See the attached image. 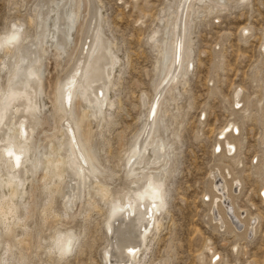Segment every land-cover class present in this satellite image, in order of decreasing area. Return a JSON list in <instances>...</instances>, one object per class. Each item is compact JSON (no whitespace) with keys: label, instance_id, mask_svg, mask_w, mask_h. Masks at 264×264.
Wrapping results in <instances>:
<instances>
[{"label":"rangeland","instance_id":"374dc122","mask_svg":"<svg viewBox=\"0 0 264 264\" xmlns=\"http://www.w3.org/2000/svg\"><path fill=\"white\" fill-rule=\"evenodd\" d=\"M39 1L0 0V33L5 27H9L11 22L18 21L26 25L24 29L28 35H31L32 27L28 25L27 20L33 14L34 5ZM93 1L104 18L102 25L105 35L114 41L124 58V67L120 69L124 75L121 76L120 72L119 83H121L117 86L115 93L113 92L120 103L118 107L116 106L112 124L103 129V135L99 140L100 157L104 164L119 170L107 182L122 187L124 170L121 165V155L124 154L126 142L138 127L141 112L148 106L146 103V106L142 108L140 95L144 93L147 100L153 96L151 79L155 53L147 43V34L156 25V19L166 0ZM44 3L50 5L48 0ZM137 4L139 7H136ZM250 4L251 7H240L238 0H226V9L205 7L200 17L194 21L191 30L194 67L186 75L184 87L181 85L179 87L181 95L178 98V106L180 108L176 114L168 113L172 129L176 130L178 135L173 172L167 179L170 195L167 205L168 215H163L164 219L157 236L146 242L148 251L145 264H173V262L201 264L200 254L204 241L211 239V236H218L214 222H208L209 200L204 199L206 185L210 178L208 174L214 165L227 167L232 176L244 181L247 191L241 196L239 188L235 204L244 212V217L250 219V222L252 221V224L254 222L256 226L255 233L245 239L237 233L225 230L224 235L218 239L217 250L222 256L233 257L232 264H264V199L259 195V191L264 190L261 188L264 181L261 180L260 175L264 168L260 166L253 174L252 161L248 159L244 171L238 173L236 169L240 158L239 147L235 157H223L214 152L216 149L214 144L222 139L218 138L219 132L232 118L235 99L233 88H243L246 108H260V99L264 95L259 86L260 73L264 69V61L261 59L264 55L261 54V46H259L264 8L261 7L260 0H250ZM141 17L146 20V23L137 24L136 21ZM250 24L255 26L254 35H242L241 29H246ZM219 55L220 63L217 62ZM48 57L49 59L44 62L50 61V64L41 65L45 92L49 91L53 78L69 64V59L66 57L61 59L60 65L55 66L54 57L52 58L51 54ZM3 73L4 71H0V80ZM253 77L256 85L253 89H249L247 85L251 83ZM210 78L216 82L215 94L211 83H208ZM47 79H50L49 85ZM42 100L45 102L44 110L47 112L43 130L51 133L53 122L51 117H48V99L42 97ZM201 109L206 112V118L203 121L200 119ZM245 123L247 136H241V140L248 139L255 144L260 136L255 110H252L250 118L242 119V127ZM57 126L56 121L55 127ZM42 135L41 133L40 136ZM25 187L29 190L28 183ZM40 190L39 186L33 191L36 208L32 205L33 213L31 212L25 222L28 228L27 246L23 245L25 248L17 246L19 251L15 249L14 254L22 250L21 255L24 254L26 257L32 244L41 243L48 246L54 229L69 227L77 230L79 234L86 233V241L80 246L77 254L71 257V264H106L101 259L102 251L110 240L104 227L105 220L108 218L107 210L110 200L107 204L98 205L97 210H90L85 205L89 211L88 215L85 212L83 217L79 214L74 218H64L61 199L56 194L54 197L56 214L61 219L54 221L49 216L48 218L52 221L48 223L49 220L41 218L37 211V207H40L44 198ZM24 200L29 201L28 196H25ZM18 233L21 234L22 230L17 229L16 234L19 235ZM208 233H211V236L206 235ZM233 246L239 249L238 254L231 252ZM20 247L22 249H19ZM203 264H209V259L205 258Z\"/></svg>","mask_w":264,"mask_h":264},{"label":"bare ground","instance_id":"6f19581e","mask_svg":"<svg viewBox=\"0 0 264 264\" xmlns=\"http://www.w3.org/2000/svg\"><path fill=\"white\" fill-rule=\"evenodd\" d=\"M44 1L40 0L37 2L33 8V14L28 17L27 23L32 27L31 35H28L24 27H22L23 36L19 45L15 49L0 50L2 53L0 56V71H4L3 77L0 80V100H3V92L9 87L23 94L21 101L18 102V105L22 103L23 107L20 108L18 106L14 108L12 117L8 119L7 125L0 126V140L11 138L14 154L21 156L20 167L17 169L15 163H12L11 168L18 173L21 181H26L19 188L5 187L3 193L5 196L10 197L11 203L18 206L16 212L20 223L13 227V235L11 237L15 249H17V246H27L28 233L26 231H28V228L25 222L33 210V191L39 186L41 187L40 192L44 198L39 205L40 209H43L44 200L48 199L49 196V193L44 191V184L46 180L48 183H51V177L46 178L45 174L40 172L38 174L39 179H37V177L31 174V164L29 161L33 160L37 153L50 150V145H52L53 141L63 136L62 123L63 127L66 128L68 126L65 114L60 110L57 102V83L62 78L70 76L81 68L86 71V75L84 72L81 75L84 77V87L87 91L75 101V107L79 115L85 118L90 117L93 114L92 109L95 107L97 100L100 101L102 109L105 103L108 105L113 103L112 100L104 99L108 95V87H105L102 97L98 82H107L108 77L113 74L114 69L111 66L112 61L109 53L119 52L114 41H111L104 33L102 25L104 18H102L100 9L96 6L95 1L56 0L55 2V0H48L49 6ZM225 1L223 0L224 5ZM180 3L181 0H171V2L170 0H166L164 7L161 8L156 19V25L147 34V43L155 53L151 79V86L153 88L151 99L155 101V89L159 81L160 85H164L163 91L160 93V104L162 107L159 118L155 122L145 119L144 114L148 111V106L146 110L141 112L138 127L126 142L124 151V154L130 151L128 145L131 144L133 149L138 148L139 157L130 174H126L128 169L126 162L122 167L124 171L122 170L123 181L121 188L125 185L127 188H131L133 184L139 183L141 180L146 184L147 177L158 178V183L162 190L163 204L159 208L153 209L154 215L151 220H148V224L151 226L145 227L140 220L139 213L141 209L131 205L125 207L128 204L127 198L123 202L115 203L110 200L111 203L107 210L108 218H106L104 223L105 232L110 236V240L107 247L105 246L102 251L101 259L106 264H126L128 260H132L133 264H145V257L148 251L146 242L148 239L151 240L157 236L164 219L163 215H168L167 205L170 195L167 179H169L168 177L173 172L174 151L176 144H178V135L176 130L172 129V122L168 120V113L176 114L180 108L178 106V98L181 95L180 90L176 91L175 81L170 85H165L164 81L159 80V77L162 74L167 75L164 71L166 65L168 68L172 66V51L177 33L179 32L181 36L185 34L186 20L188 24L187 39L181 41V46L187 49L184 59L192 62L191 30L195 19L200 17V13L205 7L207 9L211 8V6L218 10L226 9V5L223 8L218 7V0H184L186 5L185 11L180 10ZM73 16H75V21L70 23V18ZM15 23L20 26L24 25L18 21ZM241 30L242 35H246V29ZM97 32H100L102 39H96ZM153 33L155 34V40L150 42V34ZM262 39H264V34L261 36ZM259 46H261L260 43ZM93 47L95 51H93ZM61 48L63 51L59 50ZM50 54L52 58L54 57L53 62L56 64L55 66L59 64L62 58L66 57L69 59V64L65 68L60 66L62 71L58 76L53 78L51 86L49 85L50 79H47L50 89L48 92H45V80L42 76L41 65L50 64V61L44 62L49 59L48 56ZM261 54L264 55V51H261ZM220 61L219 55L217 56V62L220 63ZM181 67L183 69V66ZM115 72L116 81L112 85L114 93L117 86L121 83H119L120 68L115 69ZM189 72L190 70H187L186 75ZM105 73H107V76ZM10 75L14 77L11 85L9 83ZM186 75L182 72L180 82L182 87L186 83ZM93 87L95 88L94 93L92 91ZM42 97L48 99V117H51L53 122L51 133L43 130L45 128L44 125H46L47 118L45 114L47 112L44 110L46 106H44L45 102L42 100ZM117 98L115 97L114 101L116 106L120 103L119 98ZM142 98L147 100L144 93L140 95V104L144 108L146 102L142 103ZM67 106L65 104V107ZM252 110H255L257 114L259 108ZM109 112H111L110 108L103 109V115H100L98 112L97 119L91 121L92 124H96V131L93 134H96V143L100 151L99 140L102 137L100 121H103V132L106 126L112 124L114 118L115 113L113 112L111 120H109ZM56 121L58 122L57 127H55ZM230 121L231 119L227 121L226 125L224 124L223 130L218 134V138H222L221 141H217L214 144V148H221V152L218 154L223 155V157H232L231 153H236L239 147V142H232V138L237 133L233 132L229 127ZM86 131L90 132L91 129L87 128ZM41 133L43 134L42 136H40ZM100 145L102 144L100 143ZM21 147H23V151H21ZM214 152H216V149ZM7 161H9V158L3 155V145H0V175L5 178V184H7V165L4 162ZM262 168H264V165H262ZM26 169L28 170V175H25ZM208 175L210 178H208L204 193V197L205 195L210 197L208 203V222H214V226L217 229L222 227L228 232L243 236L244 239L254 234L256 226L253 228V224L255 223L253 222L252 224L250 219L244 217V212L235 204L236 193L239 191L237 180L240 179L232 176L225 166L214 165ZM78 181L79 177L69 171L67 180L57 181L56 187L53 189L55 196L57 194L61 199L62 216L64 218H74V216L81 213V189ZM27 183L29 190L25 189ZM25 196H28L29 201L24 200ZM131 199L135 202L138 200V197L133 193ZM85 205L90 210L98 209V205L94 201L90 205L86 189L84 190L83 211L88 215L89 209L87 207L86 209ZM49 216L54 221L61 219L56 213ZM47 219L49 220L48 223H51L52 220ZM145 220H147V214H145ZM41 222L43 223L42 220ZM138 224L141 225L139 228L137 227ZM17 229H21L22 233H18L19 235H17ZM68 233H72L73 236L79 234L75 229L58 227L53 230L49 240L52 242L57 236L67 237ZM17 236H19V239H17ZM129 247H135L136 252L130 255L128 252ZM19 249L22 248L20 247ZM17 251L19 250L17 249ZM21 252L16 255L14 252H10L9 259L23 261L25 257L24 254L23 256L21 255Z\"/></svg>","mask_w":264,"mask_h":264},{"label":"snow or ice","instance_id":"6c2138e0","mask_svg":"<svg viewBox=\"0 0 264 264\" xmlns=\"http://www.w3.org/2000/svg\"><path fill=\"white\" fill-rule=\"evenodd\" d=\"M171 2V0H170ZM261 7L264 8V0H260ZM150 6V5H146ZM223 0H218V7L223 8ZM238 6L240 7H251L250 0H238ZM139 7V4L136 5ZM180 10L185 11L186 5L184 0H181ZM75 21V16L70 18V23ZM137 24L146 23L143 17L136 21ZM22 27L17 23H12L10 27H5L4 31L0 33V50L4 49H15L22 39L23 32ZM188 24L187 20L185 22V34L181 36L178 32L174 43L172 51L171 68L165 66V73L167 75H160L159 80L164 81L165 85H170L175 81L176 91H179L182 72L184 75L187 74V70H191L194 64L185 60L186 48H182L181 41L187 39ZM261 32L264 34V21H261ZM246 36H252L255 33V26L249 25L245 30ZM97 40L102 39L100 32H97ZM155 40V34H150V42ZM63 51V49H59ZM93 51L95 48L93 47ZM261 51H264V39L261 40ZM110 59L112 61V67L114 69L113 74L108 77L107 82H98L101 94L103 97L105 87H108V95L104 97L106 100H112L113 103L108 105L105 103L103 109H111L109 112V120H111L112 113L116 110L115 95L112 91V85L116 81L115 69L124 67V58L121 52H110ZM264 61V57L261 58ZM183 66V69L182 67ZM82 72L85 73L84 69H79L75 73H72L66 78H62L56 85V95L57 102L60 106V110L65 114V119L67 121V127H63V136L58 137L50 145V150H45L43 153H37L36 157L29 161L31 164V174L37 179H39L38 174L43 172L45 177H51V183L47 180L44 184V191L49 193L48 199L44 200V207L40 209L37 207V211L40 216L47 220L49 215H54L56 213V204L54 200L55 192L53 189L56 187L57 181L67 180V174L69 171L79 177L78 183L80 184V200H81V213L83 217V198L84 190L88 192V199L91 203L94 201L96 205L107 204L109 200L115 202H123L125 198L128 199V204L133 207L141 209L139 215L140 220L145 227H150L148 220H151L154 213V208H159L163 204V196L161 186L158 183V178L147 177V183L141 180L139 183L133 184L131 188H127L125 185L123 188L116 185L107 183L109 179L113 178L114 173H117L118 169H112L106 166L100 157V149L96 143V136L93 134L96 131V124H92L91 121L97 119V113L103 115V109L100 101L97 100L95 107L92 109V115L90 117H83L79 115L75 107V101L79 99L87 89L84 87V77H82ZM107 76V73H105ZM124 73L121 72V76ZM14 77L10 75L9 83L11 85ZM211 87L213 93L215 94V80L210 78ZM256 85V80L253 77L251 83L247 85L249 89H253ZM91 86V85H89ZM259 86L264 93V69L261 70L259 77ZM164 85H160L158 81V86L155 89V101L152 99L145 100L142 98V103H148V111L145 112V119L148 121L155 122L160 115V109L162 105L160 104L161 95ZM93 93L95 88H92ZM234 94V108L232 118L229 127L233 132L237 133L236 136L232 138V142H239V166L236 171L242 172L247 164V160L251 159V168L253 174L256 173L260 166L264 165V95L260 99V108L257 113L258 124L260 128V136L257 138L256 143L253 144L252 141L248 139L241 140V136H247L246 128L247 124H243L242 119L250 118L252 115V109L246 108L244 103V90L243 88H233ZM23 94L14 91L11 87L3 92V100H0V126L7 125L8 119L12 117V111L18 106L23 107L21 101ZM65 104L68 106L65 107ZM206 118V112L201 109L200 119L203 121ZM101 123V135L102 124ZM90 128L91 131H86ZM0 145H3V155L9 158V161L4 162L7 165V184H5V178L0 175V264H71V257L76 255L79 251L80 246L86 241V233L77 234L75 236L72 233H68L67 237L57 236L48 246L41 243L32 244L29 247L28 254L23 261L17 259H9V253L14 252L15 248L13 241L11 239L13 235V227L20 223L16 208L17 205L10 202V197L5 196V187H16L19 188L22 183L26 181H21L18 177V173L11 168V164L15 163L18 169L21 164V156L15 155L12 150V140H0ZM128 151L126 154L121 155V165L125 162L128 165L126 174L131 173V169L135 167L136 161L139 157V151L133 149L132 145L129 144ZM23 151V147H21ZM216 152H221V148L217 147ZM247 153V155H245ZM256 153L255 155H251ZM231 155L235 157L236 153L232 152ZM46 162V163H45ZM25 175H28V170H25ZM261 180L264 181V169L260 172ZM237 187L240 188V195L247 191L245 183L243 180H237ZM261 188L264 189V183L261 184ZM135 193L138 197L137 201L131 199L132 194ZM259 195L264 197V190L259 191ZM39 200V198H37ZM205 200H210L208 195H205ZM159 201V203H157ZM67 207V205H65ZM145 214H147V220H145ZM141 225L138 224L139 228ZM255 224H253V228ZM218 236H211V233L206 235L211 236V239H207L203 243L202 252L200 254V261L203 264L205 258L209 259V264H232L233 257H225L218 251V239L224 235L225 229H217ZM19 239V236H17ZM39 240V237H36ZM129 254L136 252L135 247L128 248ZM231 252L233 254H238L239 249L235 246L232 247ZM126 264H133L132 260H128ZM175 264V262H173Z\"/></svg>","mask_w":264,"mask_h":264}]
</instances>
